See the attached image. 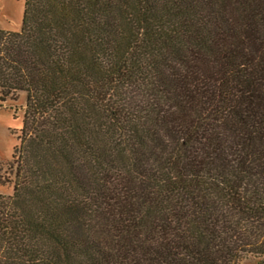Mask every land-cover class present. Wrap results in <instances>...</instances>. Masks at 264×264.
Here are the masks:
<instances>
[{
    "label": "trees",
    "instance_id": "16d2710c",
    "mask_svg": "<svg viewBox=\"0 0 264 264\" xmlns=\"http://www.w3.org/2000/svg\"><path fill=\"white\" fill-rule=\"evenodd\" d=\"M0 264H264V0H26Z\"/></svg>",
    "mask_w": 264,
    "mask_h": 264
},
{
    "label": "rangeland",
    "instance_id": "374dc122",
    "mask_svg": "<svg viewBox=\"0 0 264 264\" xmlns=\"http://www.w3.org/2000/svg\"><path fill=\"white\" fill-rule=\"evenodd\" d=\"M26 0H0V28L19 30L22 25ZM26 93L21 92L17 100H0V180L10 175L11 159L14 147L19 142L20 131L24 123L23 106ZM12 184H1L0 193L11 194ZM241 264H261V259L249 257Z\"/></svg>",
    "mask_w": 264,
    "mask_h": 264
}]
</instances>
